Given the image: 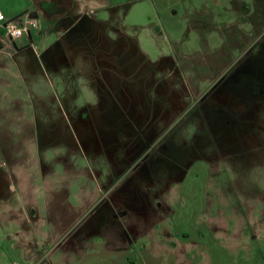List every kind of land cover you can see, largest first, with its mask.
I'll list each match as a JSON object with an SVG mask.
<instances>
[{
  "label": "rangeland",
  "instance_id": "obj_1",
  "mask_svg": "<svg viewBox=\"0 0 264 264\" xmlns=\"http://www.w3.org/2000/svg\"><path fill=\"white\" fill-rule=\"evenodd\" d=\"M105 3L0 28V264H264V0ZM98 19L171 76L153 105L96 91Z\"/></svg>",
  "mask_w": 264,
  "mask_h": 264
},
{
  "label": "crops",
  "instance_id": "obj_2",
  "mask_svg": "<svg viewBox=\"0 0 264 264\" xmlns=\"http://www.w3.org/2000/svg\"><path fill=\"white\" fill-rule=\"evenodd\" d=\"M106 1L107 0H0V13L5 19H12V17L23 15L25 24L33 20L36 23L35 28L38 29L42 28L44 24L48 25V28L51 29L57 27L69 29V27L76 24L79 19L85 16L91 18V14L93 15V13H95L91 4L93 5V3H96L97 9H103L106 7ZM91 21L92 20L86 21V33H88L91 26H93ZM97 23L96 27L98 30L96 29L95 31L93 29L91 32L94 33L95 31L96 33L99 30L102 31L103 26L107 24L103 19H98ZM1 25L2 21H0V28L3 29ZM116 31L119 36H123L124 39H126L127 36L121 27L116 26ZM96 35V41H94L93 37H89V34H87L85 46L87 49L92 48V51H94L89 58L94 66L92 71L93 76L96 75L97 70L105 71L102 76L100 75L101 77L95 76L98 78L96 89L98 94L101 92L100 87H104L105 90L107 89L106 91L109 97L117 99L121 105L123 102L128 103L131 110L136 113L137 111L139 112V105L144 103L143 100L150 102L152 105L157 102L153 97V103L150 100L148 101V98L151 99V91H153L154 88L157 93H168L166 90L171 89V87L167 86V81L172 79L171 76L159 77L147 71L152 62H150L143 51L138 49L135 41L130 42L129 44H131V46L126 49L127 44L121 42V38L115 41L113 39H108L100 32L99 34L96 33ZM3 46L4 45L0 44V50ZM132 52L133 54H131ZM127 55L131 56L128 57ZM135 56L139 57L140 60L149 66L144 68L140 64L136 65ZM95 68L97 70H95ZM111 72L112 76H110ZM123 109L124 111L127 110V108ZM129 121L130 123L135 122L134 119Z\"/></svg>",
  "mask_w": 264,
  "mask_h": 264
},
{
  "label": "built area",
  "instance_id": "obj_3",
  "mask_svg": "<svg viewBox=\"0 0 264 264\" xmlns=\"http://www.w3.org/2000/svg\"><path fill=\"white\" fill-rule=\"evenodd\" d=\"M0 21H2V28L4 29L5 35L8 39L14 40L23 35V32L29 34V28H35V21H28L27 26L23 28L19 27L12 19H5L4 16L0 13Z\"/></svg>",
  "mask_w": 264,
  "mask_h": 264
}]
</instances>
